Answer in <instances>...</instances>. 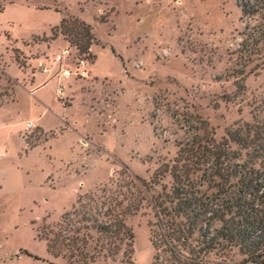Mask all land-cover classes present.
I'll list each match as a JSON object with an SVG mask.
<instances>
[{
  "label": "rangeland",
  "instance_id": "rangeland-1",
  "mask_svg": "<svg viewBox=\"0 0 264 264\" xmlns=\"http://www.w3.org/2000/svg\"><path fill=\"white\" fill-rule=\"evenodd\" d=\"M251 10L241 16L236 0H0V104L21 84V72H41L40 62L30 60L41 59L47 68L54 54L81 41V21L92 28L96 48L89 53L97 57L87 82L62 80L71 107L55 100V80L46 87L53 112L46 124L66 119L75 129L67 136L32 153L23 150L16 139L21 127L14 124L36 118L38 103L19 86L14 102L0 107V264H66L46 252L40 231L55 230L71 211L85 169L90 188L78 195L116 181L124 167L144 183L139 212L124 218L134 236L133 264L152 263L154 199L175 207L180 196L174 190L183 184L185 198L217 205L235 191V174L264 172V3ZM62 18L67 22L59 28ZM204 128L215 145L228 132L250 138L240 145L227 141L225 157L212 168L201 156L212 145L200 139ZM86 135L96 147L89 146V159L81 162L87 158L78 142ZM27 137L38 144L51 134ZM192 142V153L178 158ZM172 168L188 171L181 183L173 184L169 173L161 177ZM219 171L231 176L228 181L213 176ZM208 259L219 262L214 255ZM126 260L122 251L108 264ZM223 261L238 264L241 258L233 251Z\"/></svg>",
  "mask_w": 264,
  "mask_h": 264
},
{
  "label": "trees",
  "instance_id": "trees-1",
  "mask_svg": "<svg viewBox=\"0 0 264 264\" xmlns=\"http://www.w3.org/2000/svg\"><path fill=\"white\" fill-rule=\"evenodd\" d=\"M258 1L264 3V0H236L241 16L251 14L252 6ZM66 22L67 19L62 18L59 28H63ZM80 27V40L84 42H76V45L80 53H87L91 46L92 28L82 21ZM36 131L42 133L39 129ZM202 132L201 141L206 144L212 142V145L210 149L203 148L201 156L208 160L206 163L212 161V168L216 167L213 164L216 160L225 157L221 148L228 146L227 141L240 145L247 144L250 138L228 132V138L215 145L207 136V129H202ZM29 139H26L29 147L35 146ZM195 143L187 145L186 150H180L178 158H183L182 154L188 156L187 150L192 153ZM200 148L198 142L197 149ZM125 171L126 167L116 181L109 180L107 184L78 195L71 211L64 212L55 225L56 231L49 227L40 231V240L45 242L50 256L62 258L66 264H108L109 261L116 263V257L123 251L127 258L124 263L133 264L134 236L126 227L124 218L139 212L143 199L138 186L141 189L145 186L138 177ZM166 173L170 174L174 184L181 183L188 171L172 168L164 170L161 177ZM213 176L220 181L231 177L220 171ZM234 178L237 179L233 185L235 191L217 205L203 203L191 196L185 198L183 184L174 190L180 196L175 207L165 208L159 197L153 200L155 222L149 224V242L154 250L151 264H229L223 259L233 251L241 258L238 264H264V172L244 170ZM218 188L221 192L223 186ZM24 253L28 255L26 251ZM209 255L219 258V262L208 259Z\"/></svg>",
  "mask_w": 264,
  "mask_h": 264
},
{
  "label": "crops",
  "instance_id": "crops-1",
  "mask_svg": "<svg viewBox=\"0 0 264 264\" xmlns=\"http://www.w3.org/2000/svg\"><path fill=\"white\" fill-rule=\"evenodd\" d=\"M14 42H15L16 46L18 48H20V45H17V41H14ZM94 48H96V46H90V48H89V51L92 54L94 53ZM96 61H97V57L95 55V58H94L93 62L87 67L88 77L86 79L75 80L74 78L71 77L69 79H66L65 82H67V80H70V79L74 80V82H81V81L87 82V80H89V78H91L90 69H91V67H93L96 64ZM14 62L16 64V61L15 60H14ZM30 62H40L41 63L42 61H41V59H36V60H33L32 59V60H30ZM21 75H22L21 81H19L18 78H12V79L18 80L21 84L15 87V89L12 91L11 98L7 99L2 104H0V107H2L4 105H7L9 103L12 104L14 102V91L15 90H18V87L19 86L22 87V88H25V89L27 88L29 94L31 96H33V99L35 100V102L38 103L39 108H40V112H39V115L36 118H27V119H24V120L21 119V118H19V121L14 124V126L21 127V129L18 131V134L16 135L17 141H19L21 143V145H22L21 147H22L23 150L26 149V151H29L30 153H32L37 148H39V145H42L44 147L46 145H49L53 140L61 139V138L65 137L68 134H70V133H72V132L75 131L74 126L71 125L70 123L66 122V119H62V117L60 118V120L62 122L65 120V122L63 124L61 122H59V124H57L56 127L55 126L54 127L47 126V124H46V122L48 120L47 118L53 112L51 110L50 100L47 97V94L45 92L46 91V87L51 82H53L55 80L56 83H57V86L55 88V92H54V95H53L54 98H55V100L61 101L68 108L72 106L73 100H71L72 96H67L65 94V86L61 84V82H63V81L58 82L55 78H50L49 76H46L44 73L39 72V71H37V72H31V68L30 67H28L25 70V72H21ZM59 85H62L64 87V92H63L64 101L60 100L57 97V88H58ZM66 102H70V104L69 105H66ZM93 110L94 111H98V110H96L94 108H93ZM102 113L99 112V114H102ZM30 122L33 124L35 130H33V129L28 130L26 128L27 127V124L30 123ZM37 129L41 130L42 133H55V136L53 138H49L47 141H44L42 143L36 144L33 147H29L28 144H27V141H26V135H29L30 136ZM87 137H89V136L86 135L85 138H84V136H82L81 139H79V142H78V145L81 146L80 149L83 151V155L87 158V159H83L81 162H85L86 160L89 159L88 158L89 156L85 153L88 150L87 148H89V146L96 147V146H94L92 144V142H91L92 139L89 137L90 140H88ZM1 158H2V154H0V160H1ZM66 165L64 167L65 169H69L72 166V164L69 163L68 164L69 167L67 165V167H68L67 168ZM86 171H87V169H85V170L82 171V174L79 177L80 180L78 182V187L73 188V197L75 199L77 198L78 194H80L83 191H86L87 189L90 188L89 186H86L85 182L83 181L84 177L87 174ZM45 178H47V179H45ZM44 179H45V181H49L50 178L47 177V175H45ZM56 191H57L56 187L52 186V192H56ZM64 211L65 210H63L62 213Z\"/></svg>",
  "mask_w": 264,
  "mask_h": 264
},
{
  "label": "built area",
  "instance_id": "built-area-1",
  "mask_svg": "<svg viewBox=\"0 0 264 264\" xmlns=\"http://www.w3.org/2000/svg\"><path fill=\"white\" fill-rule=\"evenodd\" d=\"M48 61V67H42L40 63L38 69L47 74L50 78H55L58 82L69 78L82 80L88 77L87 67L93 62L89 50L87 53H80L77 45L62 48L52 56ZM64 87L59 85L57 88V97L60 100L63 98ZM28 130H35L30 122L26 127ZM32 130V131H33ZM28 135H26V139Z\"/></svg>",
  "mask_w": 264,
  "mask_h": 264
}]
</instances>
